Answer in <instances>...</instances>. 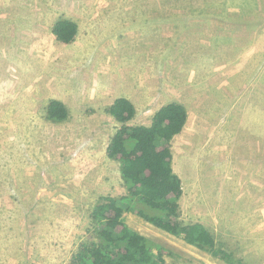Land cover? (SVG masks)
<instances>
[{"label":"rangeland","instance_id":"1","mask_svg":"<svg viewBox=\"0 0 264 264\" xmlns=\"http://www.w3.org/2000/svg\"><path fill=\"white\" fill-rule=\"evenodd\" d=\"M60 17L79 26L71 45L51 31ZM119 97L132 125L187 107L172 141L182 220L233 258L127 224L174 264H264V0H0V264H67L94 238L99 198L126 192L106 154ZM51 99L67 121L46 119Z\"/></svg>","mask_w":264,"mask_h":264},{"label":"trees","instance_id":"2","mask_svg":"<svg viewBox=\"0 0 264 264\" xmlns=\"http://www.w3.org/2000/svg\"><path fill=\"white\" fill-rule=\"evenodd\" d=\"M51 31L57 41L71 45L77 40L79 26L72 19L60 17ZM105 111L120 124L106 154L119 162L126 192L99 198L90 215L94 238L81 242L67 264H174L167 261L165 256L170 253L166 248L127 224V212L217 258L231 260L232 254L218 247L203 224L182 220L183 181L173 168L172 141L187 127V107L179 101L163 105L150 126L131 124L137 109L125 97L117 98ZM69 116L64 102L49 101L45 114L48 121L63 123Z\"/></svg>","mask_w":264,"mask_h":264},{"label":"crops","instance_id":"3","mask_svg":"<svg viewBox=\"0 0 264 264\" xmlns=\"http://www.w3.org/2000/svg\"><path fill=\"white\" fill-rule=\"evenodd\" d=\"M182 134V133H181ZM173 159H174V154H173ZM112 162H114L115 163V161H112ZM174 168V167H173Z\"/></svg>","mask_w":264,"mask_h":264}]
</instances>
